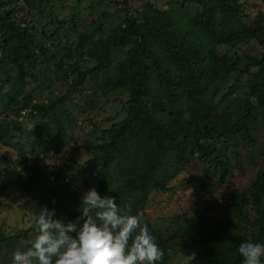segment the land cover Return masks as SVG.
Segmentation results:
<instances>
[{"label":"trees","instance_id":"trees-1","mask_svg":"<svg viewBox=\"0 0 264 264\" xmlns=\"http://www.w3.org/2000/svg\"><path fill=\"white\" fill-rule=\"evenodd\" d=\"M19 1L27 8L19 6ZM88 1L91 3L0 0V140L8 144L9 127L16 126L19 113L28 110L31 120L37 122L35 147L30 152L40 149L46 153L58 147L55 133L68 134L57 112L67 95L47 96L48 101L40 103L33 91L43 90L54 74L69 71L73 77L69 92L94 84L87 106L120 98L125 114L99 133L93 130L97 142L88 139L77 145L91 155L88 162L97 169L98 193L126 192L124 197L137 186V190L148 192L147 201L151 191H166L167 181L199 162L206 163L203 173L212 177L213 187L221 186L234 168L241 167L240 149L250 151L258 144L255 133L259 122L264 129V13L251 19L238 0H147L135 7L126 0ZM94 11L95 19L90 22L100 31L98 42L89 40L86 31L78 42L58 49L61 34L70 35L81 26L86 13ZM111 18L110 25L103 21ZM40 36L52 45L44 44ZM248 39L261 47L260 54L242 56L237 52ZM74 45L83 48L86 61H94L92 68H82L86 65L83 56L73 59ZM67 60L74 61L64 67ZM42 65L48 73L42 71ZM116 68L121 72L117 84L103 85ZM156 95L157 101L152 103ZM218 98L226 102L222 114L214 113ZM11 113L16 118L11 119ZM17 129L21 135V128ZM19 155L27 173L3 179L0 196L11 191V186L33 191L42 177L37 160L31 162L21 147ZM2 161L9 162V174L13 175L14 161L6 153ZM161 172H166L163 178H159ZM54 175L56 180L62 176L58 170ZM116 182L120 190L113 185ZM227 186L237 215L243 214L248 203H254L259 232L256 230L252 239L264 243V168L243 190L231 181ZM69 191L63 188L59 195L69 199ZM78 196H73L74 202ZM219 227L203 218H188L182 227L156 242L162 252L157 264H167L171 250L182 252L197 264H241L237 249L243 240L238 233L221 231L219 235Z\"/></svg>","mask_w":264,"mask_h":264},{"label":"rangeland","instance_id":"rangeland-1","mask_svg":"<svg viewBox=\"0 0 264 264\" xmlns=\"http://www.w3.org/2000/svg\"><path fill=\"white\" fill-rule=\"evenodd\" d=\"M126 1L131 7H135L147 0ZM238 2L242 4L245 14L251 19H255L259 12L264 13V0H238ZM18 3L19 6H23V9L27 8L23 1ZM89 3L91 2L86 0L85 4ZM20 12L23 13V11ZM95 14L96 11L87 12L86 18L83 19V23L78 26L77 30H71L68 36L61 34V43L57 48L60 49L72 42H78L79 35L86 31H89L87 32L89 40L95 41V43L98 42L101 37L99 35L100 31L94 27L93 22H90L95 19ZM110 20L104 19L103 21L110 25L114 19L111 18ZM70 26L72 27V25ZM40 41L46 45H52L51 41L43 36H40ZM82 50L83 48L77 49L74 45L71 48L73 59L81 58L83 56ZM237 52L242 56L245 54L255 56L260 54L262 49L254 40L248 39L247 43L242 42L239 45ZM86 59L87 57L83 56L86 65L81 67L85 69L92 68L94 61H86ZM73 61L67 60L64 67ZM42 71L45 74L48 73L44 65H42ZM120 75L121 72H118L116 68L106 77L103 85H116ZM122 75L124 74L122 73ZM71 78L73 77L69 71L66 74L56 73L53 75L51 83L43 86V90L35 89L33 91L34 99L40 103H46L48 101L47 96L50 99H55L67 95L57 112L61 115L60 118L66 126L64 129L68 134L55 133V143L58 147L50 148L46 153L40 149H34V153L30 152L31 147H35L33 142L36 139L34 132L37 122L31 120L28 116V110H25V114L20 112L17 118L11 113L10 118H16V126L9 127L8 144H4L0 140V184L3 179H16L19 174L23 177L26 175L27 172L23 168V163H21L22 157L20 159L19 155L20 147L24 156L29 155L31 162L37 160L38 165L42 168V177L39 183L34 185L33 191L23 192L18 187L11 186V191H7L3 196H0V264H11L12 253L22 249V242L34 235L32 221L34 216L38 214L39 207L46 206L49 209H55L56 217L63 222L74 221L80 216L78 204L81 191L90 187H95L98 191L97 169L88 162L91 155L81 151L77 148V145L88 139L97 142L98 139L94 138L93 130L99 133L102 128L110 127L112 123L119 121L125 114L120 107V98L102 99L95 106H87V102L90 100L88 97L94 91V84L90 82L83 90L69 92L68 87L71 84ZM103 79L100 76V80ZM157 98L158 95L152 96V103H155ZM214 102L217 104L214 113L222 114L226 102H221L219 98ZM203 107L204 105H201V110ZM2 116H0V121ZM62 116L67 117V119ZM257 117L261 118V115L258 114ZM17 127L21 128L23 132L21 135H19ZM257 128L258 134H255L258 144L250 151L240 149L241 167L234 168L227 176L226 182L217 188L213 187L215 182L212 177V180L206 178L207 176L203 173L206 163L199 162L198 164H190L167 181L165 184L166 191H151L147 196V201H145V198L148 192L144 193L142 190H137V186L130 188L132 192L124 197L122 195L126 192L113 196L119 205L131 202L132 214L137 212L144 214L145 221L156 242L167 238L172 231L180 226L182 227L185 221L193 216L203 218L209 223L219 224L220 227L216 230L219 235L222 233L221 231L225 234L238 233L243 241H253V233L256 230L259 232L258 211L255 209L254 203L250 202L242 209L243 214L237 215L238 213L234 212L231 206L234 198L227 182L231 181L239 190H243L249 185L256 173L264 168V129L261 122L258 123ZM1 134L3 133L1 132ZM69 134L72 135V139L68 138ZM217 145L221 147V143ZM43 148L41 147V149ZM5 153L14 161L13 175L9 174L12 169L9 162L2 161ZM232 160L234 161V157H232ZM67 167H71V170ZM55 170H58L60 175L62 174L59 180L55 178ZM165 174L166 172H161L159 178H163ZM113 185L117 190H120L121 185L119 182ZM63 188L70 190L69 199L65 195H59ZM107 193L111 195V193ZM1 194L3 193L1 192ZM77 194L79 196L76 198L77 201L74 202L73 196ZM25 202L27 206L24 205ZM65 210H68V212ZM261 211L264 213V207ZM175 248L178 249V247ZM165 260L167 264H197L194 259L183 257L182 252L177 250H171Z\"/></svg>","mask_w":264,"mask_h":264},{"label":"clouds","instance_id":"clouds-1","mask_svg":"<svg viewBox=\"0 0 264 264\" xmlns=\"http://www.w3.org/2000/svg\"><path fill=\"white\" fill-rule=\"evenodd\" d=\"M74 221L63 222L55 209L39 207L34 235L12 253L11 264H157L162 252L144 214H132L113 195L95 187L81 191ZM241 264H264V243L244 240L237 249Z\"/></svg>","mask_w":264,"mask_h":264}]
</instances>
